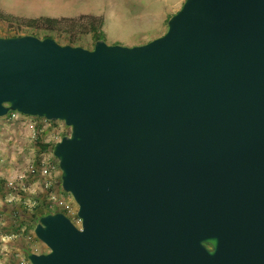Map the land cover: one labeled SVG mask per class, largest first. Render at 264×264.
<instances>
[{
	"label": "water",
	"instance_id": "1",
	"mask_svg": "<svg viewBox=\"0 0 264 264\" xmlns=\"http://www.w3.org/2000/svg\"><path fill=\"white\" fill-rule=\"evenodd\" d=\"M63 122L29 264H264V0H184L166 32L88 50L0 37V118Z\"/></svg>",
	"mask_w": 264,
	"mask_h": 264
},
{
	"label": "rangeland",
	"instance_id": "2",
	"mask_svg": "<svg viewBox=\"0 0 264 264\" xmlns=\"http://www.w3.org/2000/svg\"><path fill=\"white\" fill-rule=\"evenodd\" d=\"M184 0H0L1 8L14 18L29 19L38 17L47 18H75L80 15L97 16L103 18L101 32L107 44L135 46L147 43L167 30L168 19L175 14ZM25 34L38 36L44 34L34 29L20 26L17 21L0 22V37L10 38L14 35ZM53 40L63 44V37L52 34ZM81 47L93 48L91 33L81 38ZM42 127L40 141L42 143H55L70 134V129L63 122L53 124L43 121L42 118L33 117ZM27 127V128H26ZM27 119L6 121L0 118V171L3 165L12 158L17 159L15 170H26L28 165L39 160H50L57 163L52 151L37 153L35 143L31 140V133L27 130ZM12 139L8 144V139ZM5 150V152L3 151ZM4 160H3V159ZM3 160V161H2ZM7 160V161H6ZM16 160V161H17ZM6 162V163H5ZM58 164V163H57ZM56 164V165H57ZM35 179L26 178L22 183L10 190L5 186L0 193L5 194L3 204H0V264H19L20 258H27L30 253H47L48 249L36 239L33 226L27 221L28 217L23 208L14 207V202L24 207L32 208L38 199L39 190ZM24 184V185H23ZM54 190L58 197L71 199L61 189L60 179L54 180ZM12 192V193H11ZM7 194V196H6ZM36 200V201H35ZM5 205V207H4ZM6 210L2 214V209ZM15 208L16 214L10 217V211ZM16 218H15V217ZM14 218V219H13ZM79 227V222H74Z\"/></svg>",
	"mask_w": 264,
	"mask_h": 264
},
{
	"label": "trees",
	"instance_id": "3",
	"mask_svg": "<svg viewBox=\"0 0 264 264\" xmlns=\"http://www.w3.org/2000/svg\"><path fill=\"white\" fill-rule=\"evenodd\" d=\"M17 21L20 26H24L27 28L34 29L38 32H42L44 34L48 33L50 35H44L41 39L50 38L53 39L52 34H57L63 37L64 46H80L81 47V38L91 33V37L93 43L97 40H101L103 38V33L101 32V27L103 26V18L97 16H88V15H80L75 18H47V17H38L33 19H21L14 18L13 16L6 15L0 11V22H10ZM28 35V34H25ZM13 37H20L14 35ZM35 37H38L37 35ZM40 119V118H39ZM53 124L54 122H49ZM68 135L67 133L63 134V136ZM39 138L35 143V148L37 149V153H46L52 151L53 144L51 143H42ZM38 162V161H37ZM36 162V163H37ZM5 186V181L0 180V191ZM37 201L32 208L24 207L22 204H17L14 202V207L23 208L27 214V221L31 224V226H35L38 220L45 215L61 212L64 213L60 209H56L54 212L50 211L47 207V198L48 194L46 191H40ZM15 208L10 211V217L16 214ZM15 217V216H14ZM16 218V217H15ZM14 219V218H13Z\"/></svg>",
	"mask_w": 264,
	"mask_h": 264
},
{
	"label": "built area",
	"instance_id": "4",
	"mask_svg": "<svg viewBox=\"0 0 264 264\" xmlns=\"http://www.w3.org/2000/svg\"><path fill=\"white\" fill-rule=\"evenodd\" d=\"M8 120H16V119H27V125L30 129L31 140L33 143H36L40 138V134H42V127H40L39 123L34 120L33 117L25 116L17 112H9L7 116H5ZM43 121L48 122L43 119ZM57 163L48 160H39L37 163L34 162L26 168L24 172H22L17 180L19 183H22L26 178L35 179V182H38L40 185L41 191H46L48 194L47 198V207L50 211L54 212L56 209H60L64 212V214L74 223L79 222L77 218V205L73 201V199H66L62 197H58L54 190V180L60 179V170ZM24 185V184H23ZM9 188H15L16 185L13 181L8 182ZM19 264H29L27 258H20Z\"/></svg>",
	"mask_w": 264,
	"mask_h": 264
},
{
	"label": "crops",
	"instance_id": "5",
	"mask_svg": "<svg viewBox=\"0 0 264 264\" xmlns=\"http://www.w3.org/2000/svg\"><path fill=\"white\" fill-rule=\"evenodd\" d=\"M0 11L2 12V13H4V14H6V15H10V16H15V15H12V14H10L9 12H7V11H3L2 10V8H1V2H0ZM15 17H17V16H15ZM21 18H24V17H21ZM29 19H33V18H29ZM2 119H5L6 121H11V120H8L7 118H5V117H3ZM28 126V125H27ZM27 128V127H26ZM28 131H29V133H30V129H29V127H28V129H27ZM12 139L10 138V139H8V144L10 143V141H11ZM4 152H5V150H3ZM1 155H3L4 153H0ZM15 158V156H14V154H13V156H12V158H10V160H6L7 161V163H6V165H3V167H7V168H2L1 169V171H0V180H4L5 181V188L7 189V187H8V182H10V181H13L14 182V184L17 186L18 185V180H17V177L22 173V172H24L25 170H19V171H12V170H15V166H17V162H18V160L17 159H14ZM3 159V158H2ZM4 160V159H3ZM2 160V161H3ZM17 160V161H16ZM1 162V161H0ZM1 168V167H0ZM24 183V182H23ZM34 185H37L39 188V190H41L40 189V185H39V183L38 182H35V184ZM0 189H1V187H0ZM12 189H14V188H10V190L12 191ZM2 190H3V188H2ZM1 190V191H2ZM0 191V192H1ZM12 193V192H11ZM6 196H7V194H6ZM4 200H5V194L4 193H0V204H3L4 203ZM4 207H5V205H4ZM4 207H3V209H2V214H4V212L6 211L5 209H4ZM0 219H2V218H0Z\"/></svg>",
	"mask_w": 264,
	"mask_h": 264
}]
</instances>
